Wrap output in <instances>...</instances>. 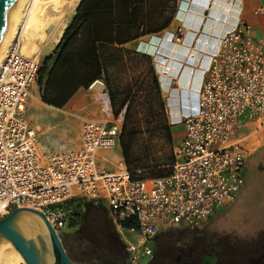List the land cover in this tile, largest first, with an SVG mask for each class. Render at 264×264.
I'll return each mask as SVG.
<instances>
[{
	"label": "built area",
	"instance_id": "obj_1",
	"mask_svg": "<svg viewBox=\"0 0 264 264\" xmlns=\"http://www.w3.org/2000/svg\"><path fill=\"white\" fill-rule=\"evenodd\" d=\"M187 6L180 1L178 13ZM236 18L200 58L186 50L182 62L173 64L179 52L171 49L188 41L183 26L153 33L146 45H138V52L154 57L170 114L184 128L173 146L171 172L154 177L135 176L123 158L114 168L100 163L102 150L121 144L118 121H86L78 147L42 149L39 130L27 117L42 64L22 52L19 33L0 64V219L16 207H32L61 232L76 218L77 202L96 201L125 242L124 264H150L159 234L199 227L232 203L244 186L249 157L238 130L245 118L264 121L263 42L248 22ZM103 96L109 106L106 91Z\"/></svg>",
	"mask_w": 264,
	"mask_h": 264
},
{
	"label": "rangeland",
	"instance_id": "obj_2",
	"mask_svg": "<svg viewBox=\"0 0 264 264\" xmlns=\"http://www.w3.org/2000/svg\"><path fill=\"white\" fill-rule=\"evenodd\" d=\"M31 3V0H26L24 4L21 11L22 19L20 18V25L13 36V40L19 33L26 30V34H22L21 37L22 44L27 51L31 53V56H37L36 58L43 66L45 59L55 51L57 44L61 40L60 38L56 44L46 49L47 37H49L53 28L60 21L68 19V21L65 20L68 26L76 15L78 6L65 11L67 8L66 6L64 7L65 10H63L62 7L60 11H56L53 7L52 0H38L36 3V5H39L38 7H35L36 5L34 6V4L30 5ZM32 6L34 7V15H31L32 18L35 19L37 16L40 20H37V18L35 19L37 24L32 20L31 26L26 29L23 20L29 17L28 11ZM38 8L40 10H38ZM35 10H38L37 15ZM62 11L65 12L63 13ZM66 14L68 17L64 16ZM32 22L35 24V27ZM38 26L44 29L41 30ZM25 36H29L28 39H26ZM137 42L138 40L128 45L130 52L129 66L131 67L129 74L120 73L118 70L116 71L114 69L111 71L110 75L107 76L109 83L105 80L103 81L113 114L112 120L114 121V119H116L118 123L122 125L123 130L125 116L129 108L137 109L140 107V115L145 117L147 110L142 109V106H138L137 102H141V100L145 98L144 96L150 93L153 96V103L158 104L160 107L158 118L162 117L164 120H167L166 123L169 127V134L165 131H158L156 133L157 136H151L149 130L152 127L148 126L147 122L142 123L143 132L138 137L139 147L137 155L138 157H144V162H146L145 159H149V162H146L148 164L146 167L149 168L141 169L139 172L140 174L158 173L157 164H159L163 167L162 169L165 173H169L173 162V146L184 133L182 131L183 125L176 122L177 120L172 118L170 114L168 103L169 93L167 89L161 86V84H159L160 89L157 88L155 84H152L154 75L156 74L153 65L154 57L138 53L136 46ZM210 48L211 47L206 48L204 52ZM201 56L202 51L194 55L195 58H200ZM137 74L141 75L142 78L138 85L133 86L135 85V80H133V78ZM192 74L190 73V75ZM182 77L184 79L185 76L183 75ZM142 81H144V84L141 85ZM147 85H149V90H145ZM35 87L38 89L39 84L37 83ZM130 87L134 88L131 93H129ZM88 89H90V93H95L92 87ZM81 99V96H78L70 101L64 108L56 109L53 106L46 105L41 99L34 96L30 98L27 117L29 122L39 130L42 143L44 135L49 134V137L53 136L59 142L66 143L62 148L78 147L81 144L82 126L85 123L82 120V115L83 110L86 108V102ZM150 142L152 147L149 149ZM53 150L57 149L54 148ZM112 150L114 149L103 150L101 152L100 163L105 167L114 168L116 164V162H109L106 159L109 156V152ZM117 151H119V149ZM117 151L110 154L112 159L115 158ZM120 158L124 159L123 152ZM245 168L244 186L232 203L219 209L218 213L209 217L207 221L202 223L199 227L183 226L169 228V232L163 233V238L160 237V239L156 240L155 253L156 258L158 257L159 264H191V262H199L202 257H206L203 261L209 264L215 260V254L210 252L208 254H203L204 248L199 244L208 243L210 241H214V243L225 241L233 245L234 248L237 247L240 250L246 249L249 251L248 256L240 264H264V148L248 158ZM72 214L76 216L78 225L72 226L70 224L60 232V235L66 249L72 257L78 259V263L123 264L122 260L117 257L118 249L114 239H112L108 245L104 238H101L99 235L95 236L93 242L78 234L77 229L85 217L84 208H75ZM95 245L100 246V249L94 252V247L92 246ZM79 256H82L84 260H79ZM233 258L225 257L223 264H235L232 261ZM19 264L26 263L22 260Z\"/></svg>",
	"mask_w": 264,
	"mask_h": 264
},
{
	"label": "trees",
	"instance_id": "obj_3",
	"mask_svg": "<svg viewBox=\"0 0 264 264\" xmlns=\"http://www.w3.org/2000/svg\"><path fill=\"white\" fill-rule=\"evenodd\" d=\"M179 6L178 0H81L76 15L65 29L55 51L45 59L41 67L38 84L41 88L43 102L56 108H64L81 89H88L97 80H105L109 83L107 76L112 70L129 74L131 67L129 66L128 45L144 36L169 28L178 14ZM153 65L155 68L154 59ZM197 77L199 79L200 74ZM141 78L142 76L137 74L133 78L135 80L133 86L138 85ZM142 84L144 81L141 82ZM152 84L160 89L157 70ZM148 87L149 85L145 90H149ZM133 89L130 87L129 93L133 92ZM144 97L141 102L137 103L138 106H142V109L147 110L145 117L140 115V107L127 110L121 135L123 157L135 176H163L171 171L165 173L159 164H157L158 173L140 174L139 172L141 169L149 168L146 167L149 159H145L146 162H144V157L137 155L138 137L143 132L142 123L147 122L148 126L152 127L149 130L151 136H157L158 131H165L169 134L167 120L162 117L158 118L160 107L153 103V96L149 93ZM151 142L149 149L152 147ZM83 208L85 217L77 229L78 234L93 242L95 236L99 235L108 245L114 239L117 243V257L125 262L126 245L108 210L96 201L77 202L76 209ZM77 221L75 218L70 221V224L77 226ZM166 232L169 230L159 234L157 239H160ZM199 245L204 248L203 254L210 252L223 257H234L233 259H237L238 263H241L249 254L246 249L234 248L225 241L215 243L210 241ZM92 247H94V252L100 249L98 245ZM70 256L77 262V258ZM79 260L84 259L79 256Z\"/></svg>",
	"mask_w": 264,
	"mask_h": 264
},
{
	"label": "crops",
	"instance_id": "obj_4",
	"mask_svg": "<svg viewBox=\"0 0 264 264\" xmlns=\"http://www.w3.org/2000/svg\"><path fill=\"white\" fill-rule=\"evenodd\" d=\"M80 1L81 0H79L74 6H70L69 8L67 7L66 9L68 10L70 8L77 7ZM180 1H183L184 4L187 3L188 6L185 7L184 12L178 13V15L174 18L175 20L173 23L166 30L177 31L179 27L183 26L185 29V34L188 36V41H186L184 45H176L171 49L172 53L176 52L177 50V52H179L176 54L177 57H175L172 61L173 64L182 62L180 60L186 50L188 51L187 54L190 57H193L195 53L198 54L200 51L204 52L206 48L210 47V44L218 41L225 31L234 27L237 20L236 17L238 16L243 18L253 27L255 34H257L259 38L262 39V48L264 50V14L259 13V10L264 8V0H213V2L206 0L213 3L212 5L211 3L207 4L202 2L203 0H179V2ZM187 15L188 18H186ZM65 28L63 30V34ZM63 34L60 36V38L63 36ZM149 38V35L141 38L136 43V46L138 47L139 44L143 46L146 45L147 41H149ZM196 79L198 78L196 77ZM97 84L101 86V89L95 88ZM35 85H33L31 88L30 98L34 96L42 100L41 88L39 86L38 89H36ZM91 87H93L95 93H90V89H81L75 95V97L71 99L72 101L74 98L81 96V100L86 102V108L83 110L82 120L84 122L89 120L108 122L117 121L116 119H114V121L112 120L113 114L110 105L107 106V104H104L103 102L104 91H106L104 85L97 82ZM182 131L184 132V128H182ZM237 134V137L242 140L246 150L249 152V157L251 155H255V153L264 148V121L262 122L261 120H250L245 118ZM182 138L183 135L176 142ZM65 145V142H59L55 137H49V134L44 135L43 143L41 141V147L46 152L61 150V148ZM54 148L57 150H53ZM113 149L114 150L110 151L108 154L109 156L106 158L109 162H117L119 159H122L120 158L122 157L121 145H118ZM118 149L119 151H117ZM116 151L117 153L115 158L112 159L110 154ZM101 152L100 156L102 154Z\"/></svg>",
	"mask_w": 264,
	"mask_h": 264
},
{
	"label": "water",
	"instance_id": "obj_5",
	"mask_svg": "<svg viewBox=\"0 0 264 264\" xmlns=\"http://www.w3.org/2000/svg\"><path fill=\"white\" fill-rule=\"evenodd\" d=\"M19 0H0V48ZM11 243L26 264H80L73 260L46 214L32 207H16L0 219V249Z\"/></svg>",
	"mask_w": 264,
	"mask_h": 264
},
{
	"label": "bare ground",
	"instance_id": "obj_6",
	"mask_svg": "<svg viewBox=\"0 0 264 264\" xmlns=\"http://www.w3.org/2000/svg\"><path fill=\"white\" fill-rule=\"evenodd\" d=\"M32 4H34V6L36 5V3L38 2V0H31ZM79 0H52V4H53V7L56 11H60L61 8L63 7V10L64 7H72L74 6ZM26 0H19L18 3H17V7H16V10H15V13L13 15V19H12V22L10 24V27L7 31V34L4 38V41L1 45V48H0V64L1 62L3 61V59L5 58L6 56V53L8 51V48L10 46V44L12 43L13 41V36L14 34L16 33V30L18 28V26L20 25V21H21V11L24 7V4H25ZM28 4V3H27ZM39 5H36L35 7H38ZM27 9V8H26ZM37 9V8H36ZM38 10H40L38 8ZM37 10V11H38ZM36 11V10H35ZM37 11H36V15H37ZM67 11V9L65 10ZM65 11H62L63 13ZM28 18H26L25 20H23V22L25 23V28H29L31 26V21L34 20L35 24H37L36 22V18L37 16H33L35 17L32 18L31 15H34V7L32 6L30 8V10L28 11ZM62 14V13H61ZM58 15V14H57ZM62 16V15H61ZM64 16H67V15H64ZM47 17V16H46ZM68 17V16H67ZM21 18V19H20ZM49 18V17H48ZM60 18V17H59ZM66 18V17H65ZM39 18H37L38 20ZM44 19V18H43ZM47 19V18H46ZM52 19V18H50ZM58 19V17H57ZM40 20V19H39ZM68 21V19H65ZM60 21L54 28L53 30L51 31L49 37H47V45H46V49L52 47L53 44H55L59 39H60V36L63 34V30L67 24V21ZM46 21V20H45ZM44 21V23H45ZM33 23V22H32ZM39 23V22H38ZM43 23V24H44ZM34 24V23H33ZM35 24H34V27H35ZM42 25V24H40ZM33 26V25H32ZM44 26V25H43ZM39 27V26H38ZM37 28V27H36ZM41 28V27H39ZM44 29V28H43ZM41 28V30H43ZM37 30H40V29H37ZM36 30V31H37ZM40 30V31H41ZM41 33V32H40ZM47 33V32H46ZM22 34H26V30H24L22 32ZM21 34V35H22ZM41 35V34H40ZM44 35V34H43ZM29 37V36H28ZM28 37L25 36L26 39H28ZM40 37V36H39ZM42 37V36H41ZM44 40V39H43ZM27 41V40H26ZM25 43V42H24ZM27 44H28V41H27ZM43 46V45H42ZM22 52L25 53L26 55L28 56H31L30 52L27 51V49L25 48V46H23L22 44ZM93 88V87H92ZM95 88H98V89H101V86L99 84H97L95 86ZM24 260L23 257L21 256V254L19 253V251L11 244V243H6L5 245H3L0 249V264H19L20 261Z\"/></svg>",
	"mask_w": 264,
	"mask_h": 264
},
{
	"label": "flooded vegetation",
	"instance_id": "obj_7",
	"mask_svg": "<svg viewBox=\"0 0 264 264\" xmlns=\"http://www.w3.org/2000/svg\"><path fill=\"white\" fill-rule=\"evenodd\" d=\"M226 257V256H225ZM225 257H223V256H219V255H214V258H215V260L214 261H212V262H210L209 264H223L224 263V259H225ZM203 259H206V257H202L201 258V260L199 261V262H196L195 264H206V263H204V261H203ZM245 259H243L242 261H244ZM235 264H238V260L237 259H233L232 260ZM241 261V262H242ZM159 264L158 263V257L156 258V253H155V256H154V258H153V260H152V262L150 263V264ZM123 264H124V262H123ZM240 264V263H239Z\"/></svg>",
	"mask_w": 264,
	"mask_h": 264
}]
</instances>
